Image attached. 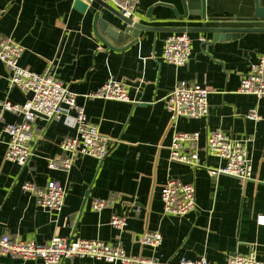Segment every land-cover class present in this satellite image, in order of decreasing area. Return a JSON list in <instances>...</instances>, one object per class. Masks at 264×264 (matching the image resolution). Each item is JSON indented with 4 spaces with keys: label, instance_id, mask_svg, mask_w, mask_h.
I'll return each instance as SVG.
<instances>
[{
    "label": "crops",
    "instance_id": "crops-1",
    "mask_svg": "<svg viewBox=\"0 0 264 264\" xmlns=\"http://www.w3.org/2000/svg\"><path fill=\"white\" fill-rule=\"evenodd\" d=\"M84 1L91 4L85 13L74 7L75 0H0V36L24 47L20 65L54 73L77 94L87 119L112 141L102 161L81 157L69 173L51 170L49 161L64 157L60 145L76 135L77 122L73 112L54 119L40 116L32 158L21 166L5 158V128L20 117L2 113L0 107V235L38 244L55 237L120 243L129 255L162 262L204 256L224 263L251 251L264 261V225L258 224L264 216V98L239 91L242 75L264 55V32H186L191 38L190 61L177 67L162 58L165 39L181 33L170 28H264V18H255L264 0H206L207 18L201 21L177 18L174 8H180L179 0H141L135 20L161 30L138 31L137 42L124 49L134 37L111 48L94 32L96 12L100 34L108 22L123 26L122 22L99 4ZM110 79L128 85L132 102L88 97ZM180 81L208 88V116L173 120L165 100ZM27 99L10 87L8 69L0 60V102L24 104ZM253 108L262 116L258 121L247 118ZM216 130L247 140L251 179L211 174L225 164L206 152V136ZM177 131L200 133V166L170 160ZM52 179L66 190L64 207L54 212L42 209L36 197L22 189L26 182L43 188ZM172 179L195 185L193 212L164 214L161 190ZM94 199L108 205L94 210ZM114 216L125 218L123 229L111 224ZM146 231L160 232L162 244L143 246L140 237ZM0 264L43 262L5 256ZM62 264L112 263L74 258Z\"/></svg>",
    "mask_w": 264,
    "mask_h": 264
},
{
    "label": "built area",
    "instance_id": "built-area-1",
    "mask_svg": "<svg viewBox=\"0 0 264 264\" xmlns=\"http://www.w3.org/2000/svg\"><path fill=\"white\" fill-rule=\"evenodd\" d=\"M126 17L135 19L141 0H106ZM24 47L11 38L0 36V60L8 69L10 87L17 88L24 94H33L24 104L9 100L0 102L1 112H10L20 117L18 122L8 124L5 128L9 136L5 158L21 166H26L33 155V143L36 139L35 122L38 117L59 118L66 112H73L77 122V132L73 137L63 140L60 147L64 153L61 160H50L51 170L69 173L81 157H92L100 161L110 153L112 141L104 136L98 126L91 123L83 106L78 104L77 94L59 81L51 71L34 72L20 65ZM191 38L188 33L170 34L164 41L162 58L177 66H185L191 59ZM128 85L124 82L108 80L88 97L130 103ZM239 91L264 98V55L242 75ZM208 88L195 82L180 81L169 92L165 104L173 120L178 118L200 119L209 113ZM247 118L258 121L262 118L256 109L249 110ZM199 132L177 131L173 134L170 160L191 166H200ZM206 152L209 156L225 162L224 166L211 170V174H224L242 180L253 176L252 162L249 157L247 140L238 139L221 130L211 131L206 136ZM22 189L34 195L37 204L50 212L60 211L65 204V187L56 179L50 180L43 188L32 182H26ZM163 212L167 216H184L196 209L197 191L193 183L169 180L161 190ZM107 201L94 199L92 208L101 210ZM111 224L123 229L126 220L114 216ZM258 224L264 225V216L258 218ZM160 232L146 231L140 237L143 246L157 248L162 244ZM11 256L22 260H42L43 264H62L74 258H89L112 264H264L255 251L248 254L237 253L224 263H214L206 257L196 259L181 258L177 262H162L158 258H144L127 254L119 243L112 245L100 240L80 239L69 241L67 238L55 237L46 244L24 241L10 235H0V257Z\"/></svg>",
    "mask_w": 264,
    "mask_h": 264
},
{
    "label": "water",
    "instance_id": "water-1",
    "mask_svg": "<svg viewBox=\"0 0 264 264\" xmlns=\"http://www.w3.org/2000/svg\"><path fill=\"white\" fill-rule=\"evenodd\" d=\"M91 2H95L99 4L101 7L105 8L113 15H115L123 24L118 25L117 23H107L109 26H106L102 34H100V30L98 28V20L100 19V13L96 12L94 17V32L99 39L105 43L107 46L111 48L114 47L115 43H121L126 38L134 37L135 40L130 42V44L123 46L121 49L127 48L134 43L137 42L138 39V31H158L161 28H153L149 26H145L135 19L126 17L116 8L111 6L106 0H90ZM180 8H174V14L177 18L186 19L189 21H201L207 18L206 14V0H179ZM74 7L82 13H85L90 7L91 4L89 2H85L84 0H75ZM138 12V10H137ZM150 16V14H148ZM255 18H264V7H257ZM118 27V28H117ZM120 28V29H119ZM164 30V29H163ZM169 31H179L181 33L191 32V31H210L214 34H233V33H245V32H264V28H170ZM28 99H32L33 94L30 93L27 95Z\"/></svg>",
    "mask_w": 264,
    "mask_h": 264
}]
</instances>
